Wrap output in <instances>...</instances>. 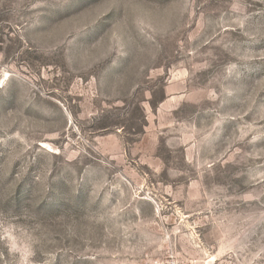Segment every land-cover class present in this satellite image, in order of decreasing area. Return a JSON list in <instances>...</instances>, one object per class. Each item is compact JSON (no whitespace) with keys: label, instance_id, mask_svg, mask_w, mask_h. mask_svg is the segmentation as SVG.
Segmentation results:
<instances>
[{"label":"rangeland","instance_id":"obj_1","mask_svg":"<svg viewBox=\"0 0 264 264\" xmlns=\"http://www.w3.org/2000/svg\"><path fill=\"white\" fill-rule=\"evenodd\" d=\"M0 264H264V0H0Z\"/></svg>","mask_w":264,"mask_h":264}]
</instances>
